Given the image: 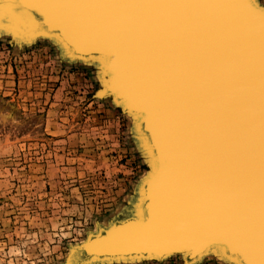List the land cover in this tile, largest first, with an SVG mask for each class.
Listing matches in <instances>:
<instances>
[{"label":"bare ground","instance_id":"obj_1","mask_svg":"<svg viewBox=\"0 0 264 264\" xmlns=\"http://www.w3.org/2000/svg\"><path fill=\"white\" fill-rule=\"evenodd\" d=\"M88 1L92 2V0L81 2ZM248 1L256 9L261 8L260 10L264 12V5L258 0ZM49 2L47 0L45 6H48ZM107 2L112 5V2ZM141 3L142 11L129 12L122 24H119L120 27L111 28L113 23L110 22L106 32L102 31L104 34H101V30L93 34L83 29L82 35L78 34V39H67V41L77 49L79 55L86 57L88 49L90 50L88 55L96 56L99 53L91 45L100 40L109 44L127 42V37L131 43L137 39L146 40L144 42L146 44L129 47L130 50L128 45L123 46V44L118 49L124 48L126 52L129 51L124 61L130 71H132L131 60L134 61V59L137 66L144 70L143 76L150 83V90H168L167 85L171 86L170 90H189L187 97L181 93L176 96L169 91L163 94V97L174 99L178 97L184 100L182 114L178 119L185 118L189 129V135H187L189 137L186 140H191L195 146L183 147V154H177L174 151L173 164L167 167V176L161 179L158 177L151 183L150 196L149 191L144 194L143 190L147 187L154 166L149 152L156 154V151L149 138L147 127L143 131L138 124L139 118L130 116L134 120L135 132L144 154L151 163V173L141 184L138 197L128 210V218H118L113 220L110 226L99 228L101 232L108 231L110 228L115 231L113 233L111 230L108 231L105 239H95L87 248L92 237H100V234H91L88 241H85L86 245L81 247L79 245L80 248L71 255L68 264H87L93 260L166 261L173 257H182L184 264H198L215 251L216 253L225 252L222 246L216 243L219 233L213 227L214 221L210 224L199 223L202 219L208 220L212 219L213 215H218L220 213L217 212L218 210L222 211L219 215L230 216L228 223H231L233 228L238 227L248 234H244L246 243L255 252L247 256L248 261L251 264H264V87L262 90L254 87V84L259 82L258 75L255 73L241 75L235 83L230 80L232 76L211 73L203 69L196 59L198 50L190 44L195 41L196 38L191 39L195 34L188 30L192 35L189 36L190 34L184 30V26H188V22L196 18L186 17L188 13L183 14L181 11L177 14L175 5L158 6L154 4V0ZM31 5L26 0H0V11H4L5 15L0 18V31L5 30L9 22V29H12L15 35H20L18 38L26 36L30 39L45 37L50 41L56 40L59 30L42 25V15L34 11L36 16L28 17L27 11L33 12L37 8L36 3ZM61 6L67 7L65 3ZM73 14L72 12L71 15ZM84 21L83 24L87 25ZM46 23L50 24V21ZM123 24L126 28H122ZM190 25V28L194 30L196 23H190ZM135 27L140 28L134 31ZM131 28L134 33H130ZM82 56L72 59L86 64H92L90 62L96 60L94 64L99 67L102 64L106 65V62L98 57L87 59L81 58ZM155 58L159 59L156 64L160 67L158 72L153 73L151 65L154 64ZM142 62L145 63L141 64ZM145 65L149 69L147 67L145 69ZM100 71L102 73V70ZM112 75V71L106 75L103 74V86L100 89L103 92ZM121 85L125 86L123 79L115 78L109 89V91L112 90V94L110 92H108L109 95L107 94L111 97L110 99H115L117 92L125 89ZM128 85L126 82V86ZM129 86L131 90H149L143 82L134 80V77ZM240 87L244 89L242 90L244 93H251L232 97L221 91L236 90ZM126 101L129 102L123 96L118 106L124 108ZM191 101H196L199 108L196 105L190 106ZM162 102H160L161 106L165 104L164 100ZM132 106L129 109L135 113V106ZM179 125L169 126L163 118L161 131L168 142L169 137L173 140H182L183 126L181 123ZM149 129L151 130L150 127ZM217 180H219L217 184H214ZM175 190L180 192L179 197L182 201L176 197ZM234 196H243V200L240 203L231 204L233 201L231 197ZM143 199H146V203L151 199V207L158 213L165 212L167 218L158 216L156 220H150L140 228L135 227L134 223L129 221H142L141 213L143 215L148 208L147 203L145 209L140 211ZM250 199L251 201H248ZM258 200L262 202L259 205L256 203L255 208L252 202ZM219 201L221 207L217 208ZM201 214L203 216H200ZM235 216L241 217L239 219L243 226L233 218ZM117 224L119 226L115 228ZM132 227L135 228L131 230ZM233 254L237 253L232 252L227 261L247 264L245 261L239 262L237 256Z\"/></svg>","mask_w":264,"mask_h":264},{"label":"rangeland","instance_id":"obj_2","mask_svg":"<svg viewBox=\"0 0 264 264\" xmlns=\"http://www.w3.org/2000/svg\"><path fill=\"white\" fill-rule=\"evenodd\" d=\"M63 54L0 31V264H66L99 228L128 218L151 173L134 120L100 95V67ZM198 264L232 263L213 252Z\"/></svg>","mask_w":264,"mask_h":264},{"label":"water","instance_id":"obj_3","mask_svg":"<svg viewBox=\"0 0 264 264\" xmlns=\"http://www.w3.org/2000/svg\"><path fill=\"white\" fill-rule=\"evenodd\" d=\"M29 5L32 3L37 4V8L31 12V10L27 11V15L29 16H36L34 11L37 12L38 15L41 16V23L44 26L52 27L58 29L57 31V41L52 39L51 41L56 44V46L63 51L65 56L68 59H78V57L82 56L78 54L77 49L72 47L70 43L67 41L71 39H78V34L82 35V30L87 29L91 31L93 34L94 32H98L101 30L106 32V28L110 22H112L111 28H118L120 27L119 24H122L123 19L127 17L129 12H136L140 13L142 11V3L146 0H92V2L88 1L86 3H82V0H49V5L45 6L47 0H26ZM66 1V2H63ZM112 2L110 5L109 2ZM249 2L248 0H246ZM245 0H154L155 5H175V10L178 12L186 14L185 16H193L196 20H190V23H196V27L194 30L191 27L190 23L188 22V26H184V30L187 34H190L189 31L195 34L194 37L191 39H195V41L190 42L192 47L198 50V58H196L202 65L203 69H207L211 73H221L225 76H232L230 79L236 83V80L241 75L245 74H252L255 73L258 76V83L254 84V87L258 90H262L264 87V12L260 9H256L253 4L250 2L247 3ZM63 2V3H62ZM66 4L67 7H62L61 4ZM32 6V5H31ZM2 9V8H1ZM174 10V11H175ZM4 11H0V18L5 17ZM72 12L74 13L73 15ZM48 14V15H46ZM70 14V16H69ZM182 16V15H181ZM47 17V18H46ZM134 17H137L134 15ZM183 17V16H182ZM84 19L86 21H84ZM7 20V19H6ZM50 21V24L46 22ZM83 21L87 23V25L83 24ZM11 22V21H10ZM115 24V25H114ZM99 26V27H98ZM9 22L4 30L7 33H10L11 36L16 40H21L24 42H33L37 39H30L28 37H21L18 38L20 35H15L12 29H9ZM122 28H126L125 24L122 25ZM140 27H135L134 31ZM197 28V29H196ZM189 30V31H188ZM130 33L132 32V28L129 30ZM196 32V33H195ZM129 33V34H130ZM104 34V33H103ZM152 35V34H151ZM77 36V37H76ZM129 36V35H128ZM189 36H192L191 34ZM45 38V37H39ZM49 40V39H48ZM137 39L134 42H130L128 37L126 41L123 42H115V43H106L104 41H99L96 44H92L91 46L95 47L94 49L99 52L96 56L88 55L90 50H86L88 52L87 56H82L81 58L87 59H94L92 57H98L103 62H106V65H100V69L102 70V74L109 73L112 71V77L109 79V84L104 90L107 93L105 94L103 90H100V95L102 97L111 98L108 96V92L111 93L112 90L109 89L112 86V83L115 78L123 79L125 86L121 85L125 89H120L117 92L115 99L113 98L112 101L118 105L120 99L125 96L126 104L122 108L124 114L128 116H133L139 118V126L144 131L145 127H147L149 132V138L151 140L152 145L155 148L156 154H153L152 151H148L150 157L152 159L153 169L152 173L150 174V179L148 180L147 187L144 188V194L149 191L151 183L156 180V178H160L163 176H167V167L173 164V157L175 152L177 154H183L184 149L183 147H188L189 145H194L191 140L187 141L186 138L189 137V129L187 127V123L185 118L178 119L180 117L181 110L184 106V100L176 97H163V94L169 93L178 95L181 93L184 97L189 96V90H170L171 86L167 85L166 89L168 90H150L149 82L143 76L145 74L144 70L139 68L134 61L132 62V71L128 68L125 64L124 59L128 56L124 48L118 49L122 44L123 46H127L128 50L129 47H133L135 45H144L146 40L144 39ZM90 42V41H88ZM90 46V47H91ZM72 59V60H73ZM81 60V59H79ZM159 59L155 58L153 61V65H151V71L158 72L159 67L156 63H158ZM140 62V60H137ZM88 62V61H86ZM97 62L96 60L90 62L94 63ZM142 62L141 64H144ZM129 65V63H128ZM130 66V65H129ZM145 65V69H146ZM103 68V69H102ZM147 69H149L147 67ZM211 69V70H209ZM208 76L211 75L207 72ZM137 79L139 82H143L145 86L148 87L149 90H131V82ZM126 82H128V86H126ZM141 89V88H140ZM242 87L236 90H221L225 94H228L232 97H239L241 95H248L249 93H244ZM108 94V95H107ZM165 101L164 105L161 106L160 102ZM134 105L133 113L129 108ZM196 105L199 108V105L196 101H191L190 106ZM133 107V106H132ZM163 110V113H161ZM163 114V115H161ZM163 118L166 119V123L169 126H180L179 123L183 126V136L182 140H173L169 137V142L167 137L161 131V125ZM151 128V130L149 129ZM182 134V132H181ZM139 136H141L139 134ZM197 138V137H196ZM158 143V144H157ZM195 146V145H194ZM175 151V152H174ZM179 159V158H178ZM157 163V164H156ZM241 175V174H240ZM219 180H217L214 184H217ZM236 187H238L236 185ZM147 189V190H146ZM176 191V190H175ZM176 197H179L180 192L176 191ZM149 191V196H150ZM236 195V194H235ZM157 196H155L156 198ZM233 201L231 204L240 203L243 200V196H234L231 197ZM180 201L181 198H178ZM151 200V199H150ZM147 201L148 208L147 211L144 212L142 215L141 213V220L142 221H129L134 223L135 227L140 228L146 225L150 220L154 221L156 218L163 217L167 218L165 212L159 211V213L155 210V208L151 207V201ZM257 197L255 198V201ZM248 201H251L248 200ZM262 200H258L257 202H252V204L257 207V205L261 204ZM142 204L140 207V211L145 209L146 199L141 201ZM219 203V204H218ZM217 203V208L221 207V202ZM257 203V205H256ZM230 204V203H228ZM143 207V208H142ZM217 212H222L218 210ZM229 213V211H226ZM225 212V213H226ZM220 213L213 215L212 219H202L199 223L203 224H210L214 221L213 227L216 232L219 233L216 243L222 246L224 249L223 253H219L215 251L217 255H219L224 260H228V256L232 252L237 253L235 256L239 259V262L243 263L245 261L247 264H251L247 256H250V253L255 254L253 250L250 249V245L247 244V239L245 238L244 234L245 231H242L238 227H232L231 223H228L230 220V216H222L219 215ZM157 215V216H155ZM200 216H203L201 214ZM152 218V219H151ZM234 219L238 220L239 223L243 226L241 222L240 216L233 217ZM191 219V217H189ZM128 223V222H127ZM124 225V224H123ZM229 225H231L229 227ZM119 225L117 224L115 228ZM135 227H132L131 230ZM229 227V228H228ZM212 228V230H214ZM110 228L108 231H110ZM95 235L100 234V237H92L90 242L87 244V248H89L90 244L95 239H105L107 237L108 231H100ZM115 231L111 230V233ZM101 232V233H100ZM254 234V233H253ZM250 234V235H253ZM245 235H248L247 233ZM249 235V236H250ZM90 236L88 237V239ZM86 240V242L88 241ZM85 242V243H86ZM83 243L81 246H83ZM86 245V244H85ZM236 245L237 247H235ZM89 246V247H88ZM254 246V245H253ZM76 246L73 248L67 263L71 257V255L80 248ZM253 248V247H252ZM131 261V260H127ZM136 261V260H135ZM114 262H124V261H108V260H93L87 264L93 263H114ZM235 264L234 261H230ZM232 263V264H233ZM239 264V263H238Z\"/></svg>","mask_w":264,"mask_h":264}]
</instances>
